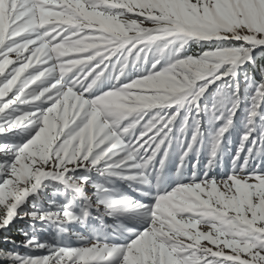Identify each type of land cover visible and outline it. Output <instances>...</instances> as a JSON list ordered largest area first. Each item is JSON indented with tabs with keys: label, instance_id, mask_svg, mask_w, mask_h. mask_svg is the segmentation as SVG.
Returning <instances> with one entry per match:
<instances>
[{
	"label": "snow or ice",
	"instance_id": "obj_1",
	"mask_svg": "<svg viewBox=\"0 0 264 264\" xmlns=\"http://www.w3.org/2000/svg\"><path fill=\"white\" fill-rule=\"evenodd\" d=\"M80 4L89 13H103L114 18L122 25V30L111 31L86 18L72 0H57L56 4L48 0H8L4 14L6 39L0 43V62L4 63L0 70V135L14 130L33 134L19 146L0 143V186L13 190L6 201L0 203V228H6L16 217L23 219L28 216L31 220L53 223L57 232H64L65 225L69 223L86 226L93 208L101 217L134 212L146 218L149 226L134 232V238L126 243L112 242L124 232H133V229L122 227L113 231L111 239L103 231H93L90 236L69 232V236L79 241L76 247L40 243L33 236L23 241V246L32 252L43 250V255H24L0 248V260L7 261V264H127L125 258L129 254L135 256L137 245L154 231L153 210L157 201L190 187L199 195V201H193L197 206L190 212L178 214L177 218L187 224L195 222L196 228L208 223L217 234L223 233L221 239L229 235L239 236L241 246L247 243L252 251L240 252L238 259H232L234 253L231 248L223 253H219L215 245L201 249L194 241L183 237L185 243L175 253L180 264H264V231L260 230L264 228V221L252 227L244 219L246 217L250 221L253 216L251 209L264 203V194H257L255 188L264 181V171L245 172L252 157L264 156V142L259 138L245 147L254 130L251 127L252 118L264 106V67L260 68L262 79L251 97L250 118L247 120L249 130L242 136L236 152V158L241 152L247 153L244 165L238 171L234 170L219 180L205 175L202 180L181 184L166 194L158 195L154 203L147 206L123 194L113 198L102 184L92 185L96 189L93 200L84 192L91 178L71 175L80 169L95 170L107 176H118V170L128 168L155 170L158 154L163 149V157L166 158L172 146L173 127L180 114L179 108L192 106L199 109L200 98L209 85L224 78H234L237 67L247 62L254 63L251 53L256 48L264 49V0H138L137 4L128 7H114L105 0H80ZM42 11L71 19L65 22L52 15L41 24ZM84 38L100 40L103 44L88 51H75L72 55L55 54L54 46ZM190 40L211 43L204 51L191 56L190 60L189 56L178 55ZM157 42L160 44L155 49L156 61L152 63V69H156L159 58L168 53L166 67L123 85H113L111 90L98 96H91V90L105 77L108 69L112 71L106 78L119 81L130 58H134L132 63L141 58L147 59ZM115 56L119 59L112 64ZM67 61H76L79 66L68 69L65 67ZM150 81H155L157 87H138ZM199 81L204 83L197 85ZM133 93L151 99L133 100L130 98ZM72 94L80 102L73 105L69 101L71 111L65 119L62 98L67 99ZM113 96L128 97L125 103L132 107L111 104L109 98ZM44 103L49 106L41 108ZM25 105L33 110L20 111ZM158 105L178 106V110L171 116L153 115L144 122L146 110ZM215 107L213 105L212 111L204 110L209 112L210 119L225 122L211 144L210 163L211 158L217 156L224 134L233 123L238 102L231 103L226 110L227 115L217 113ZM14 111L19 114L10 115ZM190 119L191 112L185 116V126ZM52 121H55V130L51 134L50 146L45 150L47 156L44 162H40L44 153L32 157L37 161L33 172L37 169L42 172L19 180L14 174L20 167L18 157L24 164L30 163L28 150L40 151L36 146L44 133L49 131L47 125ZM199 124L197 119L181 160L199 146ZM138 125L143 130L132 139V130ZM179 131L183 133L185 128L181 127ZM125 137L129 139L126 141ZM138 158L140 162H137ZM164 163L165 159L161 158L159 166L162 168ZM140 175L142 182L148 184L147 176L143 172ZM48 178L60 181L72 198L58 210L47 214L24 211L22 205L26 198L41 189ZM122 178L130 181L138 179L136 175ZM234 179L249 186L248 199L251 203L245 204L242 212L239 200H236L235 206H227L217 199L222 196L223 201H230L237 197ZM213 190L216 196L210 198L209 193ZM78 198L79 211L75 212L73 209L77 207ZM255 214L260 215L259 212ZM160 242L158 239L157 243ZM165 245L168 246L167 242ZM148 255V264H160L159 248Z\"/></svg>",
	"mask_w": 264,
	"mask_h": 264
},
{
	"label": "rangeland",
	"instance_id": "obj_2",
	"mask_svg": "<svg viewBox=\"0 0 264 264\" xmlns=\"http://www.w3.org/2000/svg\"><path fill=\"white\" fill-rule=\"evenodd\" d=\"M50 3H57V0H48ZM106 3L111 4L114 7H128L129 5H135L138 3V0H105ZM72 3L75 7L80 8L81 13L86 16V18L93 19L100 23L102 27H106L111 31H120L122 30V25L116 21L114 18H109L104 16L103 13H89L87 10L83 9L82 5L80 4V0H72ZM15 6V4H13ZM8 7V0H0V43H2L6 39V25H5V12ZM55 15L57 19H63L65 22L70 21V17L67 16H60L55 13L50 12H43L41 13V20L43 22H47L50 16ZM197 43L198 46L204 45L208 47L211 42L207 41H195L190 40L185 46L190 47L192 43ZM103 44L100 40H90L87 38L80 39V40H71L70 43L66 41L65 45L63 46H54L55 47V54L59 55H72L75 51H88L91 47H101ZM160 42H157L152 46L154 49V58L151 59H144L141 58L137 60L135 66L133 65L132 61H129V64L125 68V73L123 76L120 77L119 81H114L111 79L106 78L109 72L112 69H108L105 72V77L101 79V81L97 82V85L91 90V96L95 97L98 96L108 90L113 88V85H123L135 78H139L143 75L149 74L152 71L162 70L163 67L167 66L168 63V56L167 53L163 57L159 58V63L156 65V69H152V63L156 61V53L155 49L159 46ZM71 49V50H70ZM203 50H200L202 52ZM264 51L262 48H256L252 53L253 61L248 62V64L243 65L240 67V77L242 73H245L246 70L249 68L250 65L255 66L257 56ZM196 54L186 53L183 54L181 57L187 56H195ZM119 59L118 56L112 58L111 63L116 64L117 60ZM134 59V58H130ZM79 64L76 61H67L65 62V67L68 69H73L74 67H78ZM4 67V63L0 62V70ZM119 65H117L116 71L118 72ZM247 73V72H246ZM225 81H234V89H236V95L233 97L226 96L225 93H218L219 98L215 100L213 105H215V111L224 112L227 115V109L230 107L233 101L238 102V110L235 113L233 118V123L229 127L228 131L224 134L222 144L220 145L217 156L211 158L210 163V156H211V144L215 142L216 135L218 134L219 128L225 122L224 120H212L210 119L209 112L205 111L204 108L199 107V109L189 106L190 109L194 111H199V121L202 124V128L200 129V141L199 146L195 147L192 151L189 152L187 157H184L181 160V156L183 155L184 147L188 140H190L191 135L193 132L188 130V127H185V131L181 133L179 130L181 127H184L182 124V109L187 108L188 106L179 108L180 114L176 117L173 127V139H172V146L168 150V156L165 158L163 157V149L160 154H158L155 162V170L151 168L149 170H138V169H121L118 170L120 175L118 176H107L101 175L99 172L95 170H84L80 169L71 175L81 176L87 175L91 178L89 185L84 189V192L87 193L89 196H92L93 200L95 199L94 193L96 191L95 188L92 187L93 184H102L108 190L110 195L113 198L119 197L121 194L131 197L132 200L138 201L141 204L147 206L154 203L155 198L158 195L166 194L167 192L174 190L177 186L181 184H187L192 182L193 180H202L207 175L208 178H216V179H223L230 175L234 170H239L244 165L245 157L247 156L246 151L241 152L239 158H236V152L241 145L242 136L248 131L242 128H236V120L238 117H242L244 119H249V113L251 111L250 108L245 107V102L242 103V96L240 90V84L242 81L239 79L238 76L224 78L223 80H218L215 83L209 85L205 94L201 97V102L204 103L207 97L211 98V94L214 92L216 86L219 83H223ZM197 85L204 83L203 81L196 82ZM138 87L143 88H153L157 87L155 81H150L138 85ZM75 94H72L67 97V99L62 98V102L65 107V112L63 118L66 119L67 115L70 114L71 109H69L68 104L69 101L72 102L73 105L79 103V98H73ZM86 98H88V94H86ZM131 99L137 101H144L151 99V97L141 96L137 93L131 94ZM129 99L128 97L123 96H113L109 98V102L111 104L120 105L123 107H132V105L125 103V101ZM213 105L208 108L209 111L213 110ZM48 103L41 104V108L48 107ZM33 110L30 106H22L20 111H30ZM178 106H168V105H158L154 109L146 110L145 120L146 122L150 119L153 115H164V116H171L173 113L177 112ZM19 112H12L10 115H18ZM130 119V118H129ZM253 119L252 128L254 129V136L251 134L249 141L246 143L250 144L252 138L255 137L258 129V121L260 119V112L258 110V115ZM55 121L50 122L47 125L49 131L44 133L41 137L40 142L36 146L40 149L39 152L35 151L34 149H29L27 152V157L30 160L29 164H24L22 161L19 160L20 167L16 169L15 175L18 177L19 180H23L24 177H32L36 176L37 174L41 173V169H37L36 172H33V166L37 163L36 160L32 159L34 156H38L41 153H44L41 156L40 162H44L45 157L47 156L46 149L49 148L51 143V134L55 130ZM142 127L140 125L137 126L136 129L132 130L133 135L132 139L140 134L142 131ZM34 131V130H33ZM238 133V139L232 141L228 139L231 135ZM32 132H23L21 130H14L13 132L0 135V143H7L11 145H22L26 142L32 135ZM187 138V139H185ZM129 137H125L127 141ZM161 158L165 159L164 166L161 168L159 166V160ZM139 161V158L137 159ZM264 171V156H255L249 160L248 166L245 168V172L250 171ZM141 172H143L148 179V184H144L141 178ZM127 175H136L138 177L137 180H127L122 177H126ZM9 184L11 182H8ZM234 186L237 188V197L230 201H223V197H217V199L227 206H235L236 200H239V210L243 211V206L245 204L251 203L250 199H248V185L243 183L241 180L234 179L233 180ZM257 194H264V181L255 185ZM12 189L8 188L7 190L5 187L0 186V203H4L7 199V196L12 193ZM23 191V190H21ZM51 193V194H50ZM46 195V200L42 199ZM210 198L215 197L216 193L215 190L209 193ZM71 193L66 190L64 186H62L58 182L52 181H45L44 186L42 189L33 194L27 202L22 206L23 210H26L29 213L39 212L43 214H47L52 211H56L65 205L69 199H71ZM49 199H52L51 202H48ZM33 200H37L40 202L39 209L34 211L33 209L30 210V202ZM194 200L199 201V195L194 188L186 187L174 194H169L168 197L157 201V206L153 210V216L155 217L153 221V228L154 231L152 234L140 244L137 245L136 255L133 256L129 254L125 259L127 264H148L150 259L148 253L150 251L155 252L157 248H159V256H160V264H180L176 256V251L185 243L183 237H188L189 240L194 241L195 245L201 249H206L211 247L212 245L216 246V249L219 253L225 252L227 249L231 248L234 255L231 257L232 259H238L240 252L251 253L252 248L245 243L242 247L240 240L241 237L239 236H232L229 235L225 239H221L223 233L217 234L216 229L210 226L208 223H203L201 228H196L195 222L192 224H187L182 220L177 218L178 214L184 212H190L193 210L197 205L193 202ZM203 203V201H201ZM75 212L79 211V198L77 199V207L73 209ZM253 211V216L250 221L247 220L245 217V221L249 223L252 227H256L258 222L264 221V203L258 205L255 209H251ZM102 211V209H101ZM259 212L260 215H256L255 213ZM28 222L32 225H49L53 226L55 238V244H62L64 246L76 247L79 245V241L76 240L74 237L69 236V232L83 234L85 236H90L93 231H103L105 235L112 238V233L114 230L122 227L124 229H133V232H124L121 237H116L112 240L114 243H126L130 239L134 238V232L143 231L145 228L149 226L146 218L138 216L134 212H129L121 216H108L103 215L102 217L99 216L97 210L93 208L91 210V215L87 220V224L81 225L77 223H69L65 225L64 232H57L53 223L44 220H31L28 216H25L23 219L16 217L13 223L17 222ZM11 223L6 228H0V238L3 236L4 233L10 230ZM264 231V228L260 229ZM161 242L158 244L157 240ZM167 242L168 246L165 245ZM171 247V250L169 248ZM43 250L37 251V253H31V255L39 256L43 255ZM210 254V253H209ZM264 259V258H262ZM2 263L0 264H7V261L1 260Z\"/></svg>",
	"mask_w": 264,
	"mask_h": 264
},
{
	"label": "trees",
	"instance_id": "obj_3",
	"mask_svg": "<svg viewBox=\"0 0 264 264\" xmlns=\"http://www.w3.org/2000/svg\"><path fill=\"white\" fill-rule=\"evenodd\" d=\"M207 47L204 45L198 46L197 43H192V46L190 47H184L182 51L178 53L179 56H182L186 53L191 54H198L200 50H205ZM143 56V54H142ZM168 56V53L166 54ZM154 49H152L151 52L148 53L147 59L154 58ZM132 61V59L130 60ZM264 67V51H262L258 56L256 60V65L252 66L250 65L249 68L246 70L245 73H242L241 77L239 78L242 81V84H240V90H241V96H242V103L245 102V107L250 108L251 104V97L253 96L256 85L261 81V73L260 68ZM234 81H225L223 83H219L214 92L211 94V98L207 97L202 103V108H210L214 103L215 100L219 98L218 93H225L227 98L233 97V95H236V89H234ZM260 112V119L257 123L258 129H257V135L252 138L253 139H261L262 142H264V106H261L259 109ZM191 112V119L189 120L187 126H185V116ZM182 117V124L185 127H188V130L190 132H193L195 127V121L199 119V116H197V111H194L189 108V106L182 109L181 113ZM236 122V128H242L244 130H249V126L247 125V119H244L242 117H238V120ZM200 129L202 128V124H199ZM252 127V126H251ZM251 134L254 136V132L252 131ZM228 139L235 141L238 139V133L237 135L233 134ZM51 194V193H50ZM48 195L43 197L42 199L46 200ZM52 199H49L48 202H51ZM40 206V202L37 200H33L30 202V210L33 209L34 211L38 210ZM26 211V210H24ZM27 212V211H26ZM53 226L51 224L39 226V225H32L28 222H17L13 223L10 227V230L3 234V236L0 238V248L9 250V251H15L19 252L24 255H31V253H37L32 252L30 249L25 248L23 246V241L28 239L29 237H35L40 243H46L49 245H52L55 243L56 236L54 235ZM27 233V236L25 235ZM15 241V244L9 243L8 241ZM0 263L2 261L0 260Z\"/></svg>",
	"mask_w": 264,
	"mask_h": 264
},
{
	"label": "clouds",
	"instance_id": "obj_4",
	"mask_svg": "<svg viewBox=\"0 0 264 264\" xmlns=\"http://www.w3.org/2000/svg\"><path fill=\"white\" fill-rule=\"evenodd\" d=\"M96 15H99V13H97ZM189 59L191 60L192 58H191V56H189ZM193 63H195V61H192ZM135 61L133 62V65L135 66Z\"/></svg>",
	"mask_w": 264,
	"mask_h": 264
},
{
	"label": "bare ground",
	"instance_id": "obj_5",
	"mask_svg": "<svg viewBox=\"0 0 264 264\" xmlns=\"http://www.w3.org/2000/svg\"><path fill=\"white\" fill-rule=\"evenodd\" d=\"M51 1H52V0H51ZM52 4H54V3H52ZM40 23L43 24V23H45V22H43V20L40 19ZM107 29H108V28H107ZM108 30H110V29H108Z\"/></svg>",
	"mask_w": 264,
	"mask_h": 264
}]
</instances>
